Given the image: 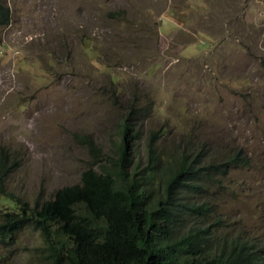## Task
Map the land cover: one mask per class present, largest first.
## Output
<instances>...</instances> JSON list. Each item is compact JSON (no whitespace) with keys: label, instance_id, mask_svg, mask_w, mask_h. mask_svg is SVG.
I'll use <instances>...</instances> for the list:
<instances>
[{"label":"rangeland","instance_id":"1","mask_svg":"<svg viewBox=\"0 0 264 264\" xmlns=\"http://www.w3.org/2000/svg\"><path fill=\"white\" fill-rule=\"evenodd\" d=\"M3 3L10 15L0 26L6 191L32 206L78 182L87 166L102 171L118 157L120 123L128 118L130 173L147 163L150 131L158 132L163 161L185 150L203 151L204 163L231 151L248 160L184 192L188 203L210 210L184 209L180 233L219 217L214 240H264V0ZM86 135L103 160L92 158ZM3 197L0 213L8 207ZM43 245L40 231L25 225L13 242L0 240V264H48Z\"/></svg>","mask_w":264,"mask_h":264},{"label":"trees","instance_id":"2","mask_svg":"<svg viewBox=\"0 0 264 264\" xmlns=\"http://www.w3.org/2000/svg\"><path fill=\"white\" fill-rule=\"evenodd\" d=\"M9 18V7L0 0V26ZM135 110L131 106L129 112ZM127 120L120 123L118 157H109L110 165L102 164L100 172L87 166L78 182L56 188L51 197L32 206L5 190L9 167L1 156L0 194L7 198L8 207L0 213V240L13 242L25 225L38 229L48 264H264L260 252L239 235L214 240L212 227L220 224L219 217L181 233L177 226L184 209L200 214L210 210L202 201L188 203L184 192L218 182L230 167L247 164V158L231 151L221 160L204 163L203 151L185 150L179 155L173 151L163 161L154 145L158 132L150 131L144 146L147 163L130 173ZM81 141L94 160L101 159L90 136ZM156 179L159 186L154 189Z\"/></svg>","mask_w":264,"mask_h":264},{"label":"clouds","instance_id":"3","mask_svg":"<svg viewBox=\"0 0 264 264\" xmlns=\"http://www.w3.org/2000/svg\"><path fill=\"white\" fill-rule=\"evenodd\" d=\"M230 235L232 236L239 234H230ZM240 240L250 243L249 245L252 246L253 249H257V252H260V255H262V257L264 258V240H253L248 237H242V236H240Z\"/></svg>","mask_w":264,"mask_h":264}]
</instances>
